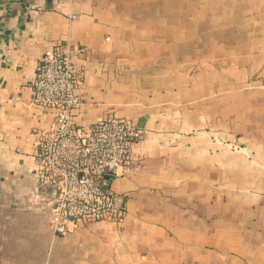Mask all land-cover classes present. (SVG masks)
I'll return each instance as SVG.
<instances>
[{
    "label": "crops",
    "instance_id": "0c3cea01",
    "mask_svg": "<svg viewBox=\"0 0 264 264\" xmlns=\"http://www.w3.org/2000/svg\"><path fill=\"white\" fill-rule=\"evenodd\" d=\"M57 44L85 50L75 124L143 132L137 172L108 178L123 223L63 237L30 86ZM0 264H264V0H0Z\"/></svg>",
    "mask_w": 264,
    "mask_h": 264
},
{
    "label": "built area",
    "instance_id": "2783aa9c",
    "mask_svg": "<svg viewBox=\"0 0 264 264\" xmlns=\"http://www.w3.org/2000/svg\"><path fill=\"white\" fill-rule=\"evenodd\" d=\"M83 48L71 54L67 46H52L41 57L30 80L32 103L54 113L49 129H35V175L50 189V225L59 236L82 223L119 226L126 212L109 191L108 178L137 172L133 147L142 130L126 119L108 114L100 121L78 126L74 112L84 103Z\"/></svg>",
    "mask_w": 264,
    "mask_h": 264
},
{
    "label": "water",
    "instance_id": "95a60500",
    "mask_svg": "<svg viewBox=\"0 0 264 264\" xmlns=\"http://www.w3.org/2000/svg\"><path fill=\"white\" fill-rule=\"evenodd\" d=\"M110 178H111V177H110ZM110 178H109V179H110Z\"/></svg>",
    "mask_w": 264,
    "mask_h": 264
}]
</instances>
